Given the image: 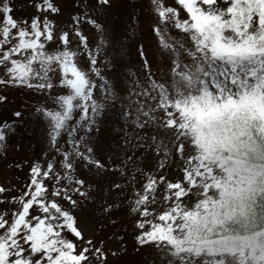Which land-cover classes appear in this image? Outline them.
I'll list each match as a JSON object with an SVG mask.
<instances>
[{"label": "snow or ice", "instance_id": "1", "mask_svg": "<svg viewBox=\"0 0 264 264\" xmlns=\"http://www.w3.org/2000/svg\"><path fill=\"white\" fill-rule=\"evenodd\" d=\"M5 162L0 264H264V0H0Z\"/></svg>", "mask_w": 264, "mask_h": 264}, {"label": "rangeland", "instance_id": "2", "mask_svg": "<svg viewBox=\"0 0 264 264\" xmlns=\"http://www.w3.org/2000/svg\"><path fill=\"white\" fill-rule=\"evenodd\" d=\"M123 9H121L122 11ZM147 21H145V24ZM133 63H137V58L132 56L130 58ZM10 105L22 106L24 104H34V100H30L29 97L18 94L16 91H11ZM24 128L27 131L22 130L20 135L17 137V143L20 145V150L16 154V161L19 163H24V161H31L33 159H39L42 156V152L46 147L45 144L41 142L42 129L33 124L30 120H26ZM6 163L0 164V181H11L16 182L19 180L21 183L25 182L27 165H24V169L12 170L6 167ZM128 251L121 255L118 260H114L113 264H149V255L147 250L141 249L140 252L134 250L133 240L131 236V228H128Z\"/></svg>", "mask_w": 264, "mask_h": 264}]
</instances>
